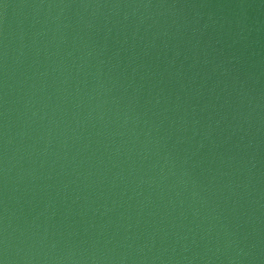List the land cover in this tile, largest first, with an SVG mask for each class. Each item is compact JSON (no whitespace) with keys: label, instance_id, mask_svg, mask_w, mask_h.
<instances>
[{"label":"water","instance_id":"95a60500","mask_svg":"<svg viewBox=\"0 0 264 264\" xmlns=\"http://www.w3.org/2000/svg\"><path fill=\"white\" fill-rule=\"evenodd\" d=\"M0 264H264V0H0Z\"/></svg>","mask_w":264,"mask_h":264}]
</instances>
